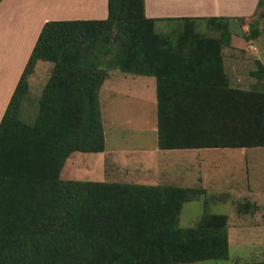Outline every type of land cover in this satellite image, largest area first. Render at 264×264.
<instances>
[{"label": "trees", "instance_id": "trees-1", "mask_svg": "<svg viewBox=\"0 0 264 264\" xmlns=\"http://www.w3.org/2000/svg\"><path fill=\"white\" fill-rule=\"evenodd\" d=\"M106 11L102 21L42 26L1 117L0 264L226 260L225 216L203 214L193 227H178L182 203L200 190L59 177L74 153L103 149L97 91L110 69L155 78L158 149L264 148V94L224 84L223 19L204 22L219 37L186 29L173 43L145 35L153 20L144 18L142 0H107ZM252 23L253 39L259 31ZM37 60L52 68L26 125L17 119L18 104ZM251 74L262 79L264 70L258 63ZM244 264H264V257Z\"/></svg>", "mask_w": 264, "mask_h": 264}, {"label": "crops", "instance_id": "crops-1", "mask_svg": "<svg viewBox=\"0 0 264 264\" xmlns=\"http://www.w3.org/2000/svg\"><path fill=\"white\" fill-rule=\"evenodd\" d=\"M106 2L107 0H0V120L42 26L47 22L105 20ZM257 2L258 0H142V8L144 18L153 20V25H180L192 21L205 22L208 19H223L228 24H236L239 21L245 22L254 15ZM222 67L226 76L228 73L234 76L232 66L227 67L222 62ZM51 68L52 64L47 61L37 60L34 63L32 72L26 78L27 90L19 101L17 114L20 115L21 108H27L26 104L30 101L37 108ZM97 104L103 149L99 153H74L68 157L60 170V179L106 183L109 180L116 181V173L121 172L120 182L125 184L200 190L202 193L198 197L182 203L178 218L182 206L191 202L202 203V215L225 216L228 256L229 224L238 228L241 222L250 219L255 223L262 216L258 208L264 205V166L255 159H264V148L258 147L252 153L243 155L244 176L232 195L227 196L231 217L222 213H208L205 211L207 200L216 199L218 203V199L226 195L218 196L216 182L202 183L200 164L205 159L206 163H214L211 159L218 158V149L235 148L158 149L156 84L152 76L107 70L97 91ZM121 107L134 111L129 114L132 122H112ZM145 122L148 123L147 126ZM105 125L112 131L111 140H120L114 127L128 125L131 134L137 132V138L143 140V144L137 148L113 145L106 147ZM136 129L138 131H134ZM143 132L152 136L150 143L144 139L146 136ZM248 158L253 162H249ZM207 179L206 177L205 180ZM214 191L217 192L216 196H212ZM238 205L245 206L238 212ZM252 206L255 207L254 210ZM194 263L196 262L188 264Z\"/></svg>", "mask_w": 264, "mask_h": 264}, {"label": "rangeland", "instance_id": "rangeland-1", "mask_svg": "<svg viewBox=\"0 0 264 264\" xmlns=\"http://www.w3.org/2000/svg\"><path fill=\"white\" fill-rule=\"evenodd\" d=\"M260 2V7L257 9L256 13L247 21H239L236 24H228L227 22L222 23L224 25V29H222L224 31L223 33H227L228 36V45L224 46L221 44L219 46V55L222 62L225 63V66L230 68L232 66L235 71L234 76H231L230 73L226 76L224 73L226 79L224 84L229 90L240 92L242 94H264V75H262V79H256L251 74L257 69L258 63L264 70V19L259 16L261 9L264 8V0H261ZM252 22L257 23L255 27L256 30L259 31L258 36L253 39L251 38L252 31L249 27V24ZM205 25L204 22H193L191 24L180 25H149L148 28L144 29V33L146 36L156 37L162 41L169 39L173 43L175 40L177 41L182 38L181 36L186 29L192 35L201 36L202 38H215L218 36L219 32H212L208 30V28L206 29ZM92 59L94 60V57ZM231 59H234V61H230ZM227 69L228 68H226V72ZM47 81L48 80L45 81V84ZM26 107L27 108H21V114H17V119L23 124L30 125L34 120L37 108L35 107L34 102L31 103V101L26 104ZM131 112L134 111L132 109H127V107H121L120 112H118V115L115 116V119L112 122H132L129 116ZM147 124L148 123L145 122L146 126ZM114 128L117 129L120 140H111L112 131L107 125H105L104 134L106 147L113 145L121 148H137L143 144V140L140 141V139L137 138L139 137L137 132L131 134L128 125H121ZM134 131L138 130L136 129ZM142 134L146 136L144 139L148 141V143L152 141V136L149 133L143 132ZM254 150H256V148L218 149V158L211 159L214 163H206L205 159V162L200 164V177L202 178V183L206 184V182L209 181L213 183L216 182L218 196L221 194L226 195L225 197L219 198L218 203L216 199L210 198L207 200L205 207L206 212L222 213L231 217V210L228 207L229 200L227 196L232 195L237 184L239 185L240 179L244 176L245 165L242 161L244 153H252ZM262 150L264 151V149ZM200 153L201 152H199V155H201ZM247 160L253 162L251 158H248ZM255 160L260 161L264 166V159L256 158ZM77 162L79 164L81 163L80 160H77ZM251 164L252 163H250L249 166H251ZM79 168L82 167L80 166ZM119 173L121 172L116 173V181L106 180V183H121L119 176L121 174ZM206 177L208 178L207 181L205 180ZM217 192H212V196H216ZM201 204V202L184 204L178 218V227L188 228L194 226L203 212ZM258 212L262 213V216L260 217L261 222L256 220V222L253 223L250 219L247 221L245 220L246 222H241V225L238 228H234L232 224H229V248L226 260L204 261L196 262L194 264H244L261 261L264 257V205L258 208Z\"/></svg>", "mask_w": 264, "mask_h": 264}]
</instances>
